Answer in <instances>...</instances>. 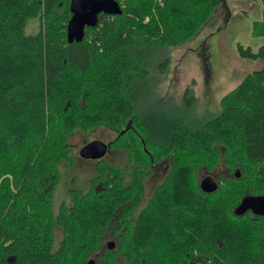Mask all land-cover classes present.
Returning a JSON list of instances; mask_svg holds the SVG:
<instances>
[{
    "label": "trees",
    "instance_id": "obj_1",
    "mask_svg": "<svg viewBox=\"0 0 264 264\" xmlns=\"http://www.w3.org/2000/svg\"><path fill=\"white\" fill-rule=\"evenodd\" d=\"M117 1L120 15L100 13L81 42L67 43L69 0H0V264H88L116 206L139 200L141 168L161 155L168 175L114 255L94 264H264V216L232 211L264 194V66L225 91L217 116L167 122L163 134L142 95L148 53L191 39L222 0ZM261 3L252 36H264ZM32 18L38 29L26 34ZM236 51L264 61V43ZM157 64L164 72L166 60ZM99 128L114 132L125 168L95 162L89 186L70 179L55 207L60 167L72 166L67 137ZM219 170L227 178L201 190L196 172Z\"/></svg>",
    "mask_w": 264,
    "mask_h": 264
},
{
    "label": "rangeland",
    "instance_id": "obj_2",
    "mask_svg": "<svg viewBox=\"0 0 264 264\" xmlns=\"http://www.w3.org/2000/svg\"><path fill=\"white\" fill-rule=\"evenodd\" d=\"M262 10L261 0H222L191 39L176 46H161L148 53L151 75L141 88L156 129L164 134L176 120L201 124L203 120L217 116L219 100L225 91L233 88L248 71L264 66V61L240 58L236 51L237 44L250 46L254 51L264 43V36L251 35L255 22L263 18ZM37 29L38 19H28L25 33ZM161 60H166L164 72L157 68ZM185 88L190 89L195 98L191 106H186L182 100ZM103 135L105 130L101 128L87 133L75 130L69 134L68 151L72 166L60 167L59 184L54 190L55 202L67 196L70 179L73 187H86V179L92 175V169L86 167L90 160L78 161L75 150L86 140L102 138ZM202 172H196L198 180Z\"/></svg>",
    "mask_w": 264,
    "mask_h": 264
},
{
    "label": "flooded vegetation",
    "instance_id": "obj_3",
    "mask_svg": "<svg viewBox=\"0 0 264 264\" xmlns=\"http://www.w3.org/2000/svg\"><path fill=\"white\" fill-rule=\"evenodd\" d=\"M184 92V91H183ZM182 92V93H183ZM183 95V94H182ZM114 132L111 131H105V135H103L102 138H93V139H100L104 143L107 144L106 152L102 157L99 159H92V158H82L77 154V150L80 148V146L75 150L76 152V158L79 160L82 159H88L90 160L87 162L86 167H89L92 169V175L86 179V186H89V180L93 175H95L94 169H95V162H108L116 164L120 167L125 168L127 162H126V156L125 153L120 150L116 149L114 147H111V142L115 138L113 135ZM92 140V139H90ZM89 140H86L87 142ZM84 142V143H85ZM82 143V145L84 144ZM161 154L157 153V156ZM165 155H161L159 158L156 159V157H150L148 166L142 167L141 173H139V182L141 184V194L139 200L136 202H123V204H119L114 209V214L111 215V219L109 221V225L105 228L103 234H102V242H100L99 246L90 253L87 257V260H91L94 264L95 261L98 259L100 255L108 254V255H114V253L118 249V245L120 239L124 236V234L128 231H133V227H135L136 222L138 221L142 210L147 205V200L151 197L152 193L155 191V187L158 186L168 175L169 172V163L166 161ZM85 167V166H84ZM216 172V173H215ZM215 172H202L199 177L203 176L204 178H208L210 180L215 181L216 183L220 179H226L228 173H223L222 171H215ZM130 173L123 174L122 176L125 178L126 181L131 180L130 179ZM201 180V178H200ZM199 180V181H200ZM148 186V187H147ZM147 187V189L145 188ZM61 202H54L53 205L55 207L58 206ZM71 203V202H66ZM56 235H62V231L60 228H57L54 230ZM88 262V261H87ZM203 263L201 261H197L196 263ZM204 264V263H203Z\"/></svg>",
    "mask_w": 264,
    "mask_h": 264
},
{
    "label": "water",
    "instance_id": "obj_4",
    "mask_svg": "<svg viewBox=\"0 0 264 264\" xmlns=\"http://www.w3.org/2000/svg\"><path fill=\"white\" fill-rule=\"evenodd\" d=\"M264 1V0H263ZM70 16L66 21V40L68 42L80 41L84 37L86 26L93 27L97 23V17L100 13L116 15L121 13L122 6L117 0H69ZM130 127L127 121L126 126L119 132L122 134ZM118 134V135H119ZM107 144L100 139H92L85 142L77 150L82 158H100L106 152ZM235 176H239L235 170ZM217 183L208 178L199 181L198 186L205 192L214 191ZM235 215H243L246 211H251L255 215L264 216V194H246L242 196L238 204L232 210ZM88 264H92L88 260ZM203 264V263H197Z\"/></svg>",
    "mask_w": 264,
    "mask_h": 264
},
{
    "label": "clouds",
    "instance_id": "obj_5",
    "mask_svg": "<svg viewBox=\"0 0 264 264\" xmlns=\"http://www.w3.org/2000/svg\"><path fill=\"white\" fill-rule=\"evenodd\" d=\"M200 178H201V180H202L204 177H203V176H201Z\"/></svg>",
    "mask_w": 264,
    "mask_h": 264
}]
</instances>
